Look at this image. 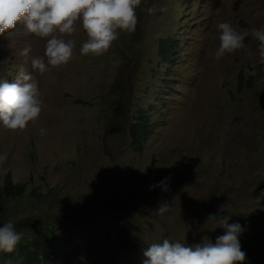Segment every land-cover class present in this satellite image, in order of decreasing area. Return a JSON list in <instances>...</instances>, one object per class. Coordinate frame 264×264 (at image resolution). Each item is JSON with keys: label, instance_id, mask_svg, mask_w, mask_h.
Instances as JSON below:
<instances>
[{"label": "rangeland", "instance_id": "374dc122", "mask_svg": "<svg viewBox=\"0 0 264 264\" xmlns=\"http://www.w3.org/2000/svg\"><path fill=\"white\" fill-rule=\"evenodd\" d=\"M153 3L166 11L148 14ZM137 17L136 31L121 33L103 56L80 55L82 29L66 37L76 42L73 59L33 73L43 101L39 118L17 132L0 122V154H7L0 188L11 174L27 184L28 197L19 206L3 203L0 225L6 218L35 235L51 224L49 236L71 234L64 245L73 264H91L89 250L110 259L118 229L146 248L164 239L194 246L205 238L215 243L227 218L244 229V264H264V188L255 193L264 183V60L251 35L244 49L214 59L217 25L264 27V0H142ZM168 37L176 40L170 59L160 49ZM26 45L27 60L20 55ZM44 46L23 25L0 36V81L15 82L21 67L33 72L31 58ZM141 116L152 132L136 151L130 126ZM165 177L168 192L150 187ZM161 200L172 203L162 216L153 210ZM119 258L145 259L119 254L111 261Z\"/></svg>", "mask_w": 264, "mask_h": 264}, {"label": "clouds", "instance_id": "9594fccd", "mask_svg": "<svg viewBox=\"0 0 264 264\" xmlns=\"http://www.w3.org/2000/svg\"><path fill=\"white\" fill-rule=\"evenodd\" d=\"M142 0H0V36L11 32L18 25L34 37L44 40L43 55L31 58L33 72L20 68L15 82L0 81V122L11 131H23L29 123L35 122L43 108L41 91L37 76H43L50 69L67 65L74 56L76 42L72 37L78 29L86 34V40L80 47L82 56H103L107 54L121 33H134L138 24L137 9ZM166 11L155 3L146 9L148 14ZM219 46L214 59L220 60L227 54H233L246 47L245 38L258 41L260 58L264 60V27L251 31H238L230 22L217 25ZM32 47L26 45L20 55L26 60ZM47 129H39L43 136ZM7 159V154H0V162ZM170 177H165L158 184L163 192L169 191ZM172 203L161 200L155 209L158 215L170 211ZM208 220H216L209 216ZM224 234L216 238L215 243L186 246L181 242L152 243L144 251L142 264H244L246 253L242 251L240 235L243 227L237 223H228L224 218L219 221ZM23 237L14 223L9 220L0 226V252H13Z\"/></svg>", "mask_w": 264, "mask_h": 264}, {"label": "trees", "instance_id": "16d2710c", "mask_svg": "<svg viewBox=\"0 0 264 264\" xmlns=\"http://www.w3.org/2000/svg\"><path fill=\"white\" fill-rule=\"evenodd\" d=\"M176 40L173 37H168L167 39H161L160 49L163 56L166 59L172 58L174 54V47L176 46ZM137 121L130 126V137L132 139V145L136 151H142L144 143L151 135V127L149 124L148 116H141ZM153 164L148 167V172L153 170ZM264 188V183H260L256 190V195L260 194V190ZM27 184L15 183L11 174H7L3 179V186L0 188V208L4 202L13 203L15 206H19V202H26L28 199L27 195ZM37 191L33 192L34 196L38 198L41 194H37ZM45 197L42 201L45 202ZM1 210V209H0ZM7 219H3V223ZM1 224L0 226H2ZM46 232L52 231L51 224H47ZM16 228V226H15ZM39 229V228H38ZM16 230L23 233V237L17 246V248L11 252H0V264H73L74 258L72 257V252L68 251L65 242L68 240L71 234H66L63 237L55 235L46 234L43 229L37 230L35 235L25 234L22 229L17 226ZM111 233H108L110 236ZM99 246V245H97ZM146 247L142 245H137L131 232L127 228H121L116 231L114 237V245L107 251L106 254L110 256V259L106 257L103 253L96 250H89L91 264H100L98 255L102 254V260L106 262H115L113 264H123V259L119 258L117 260L111 261L117 258L121 254L124 258L130 257H142L144 256V251Z\"/></svg>", "mask_w": 264, "mask_h": 264}, {"label": "water", "instance_id": "95a60500", "mask_svg": "<svg viewBox=\"0 0 264 264\" xmlns=\"http://www.w3.org/2000/svg\"><path fill=\"white\" fill-rule=\"evenodd\" d=\"M259 105H260L261 109L264 111V89L259 94Z\"/></svg>", "mask_w": 264, "mask_h": 264}]
</instances>
